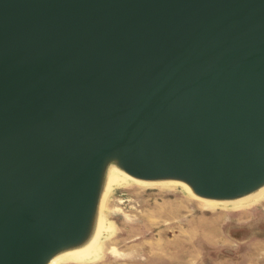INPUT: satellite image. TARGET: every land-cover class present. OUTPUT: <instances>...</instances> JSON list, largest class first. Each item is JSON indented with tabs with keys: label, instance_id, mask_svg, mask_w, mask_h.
<instances>
[{
	"label": "water",
	"instance_id": "95a60500",
	"mask_svg": "<svg viewBox=\"0 0 264 264\" xmlns=\"http://www.w3.org/2000/svg\"><path fill=\"white\" fill-rule=\"evenodd\" d=\"M210 197L264 180V0H0V264L87 229L104 158Z\"/></svg>",
	"mask_w": 264,
	"mask_h": 264
},
{
	"label": "rangeland",
	"instance_id": "374dc122",
	"mask_svg": "<svg viewBox=\"0 0 264 264\" xmlns=\"http://www.w3.org/2000/svg\"><path fill=\"white\" fill-rule=\"evenodd\" d=\"M106 194L94 255L55 264H264V195L211 205L180 186L132 181Z\"/></svg>",
	"mask_w": 264,
	"mask_h": 264
},
{
	"label": "bare ground",
	"instance_id": "6f19581e",
	"mask_svg": "<svg viewBox=\"0 0 264 264\" xmlns=\"http://www.w3.org/2000/svg\"><path fill=\"white\" fill-rule=\"evenodd\" d=\"M97 194L89 218L88 226L83 236L72 243L60 246L54 250L44 261L43 264H55L62 257H71L76 260H85L94 255L96 245L108 230L104 215L100 214V200L113 186L126 182H136L143 184H163L180 186L186 193L196 197L207 204H238L250 201L258 196L264 195V180L255 187L246 192L228 197H210L196 193L190 184L179 177H161V178H141L128 173L120 164L114 154L107 155L101 166ZM105 198V197H104ZM102 212V211H101Z\"/></svg>",
	"mask_w": 264,
	"mask_h": 264
}]
</instances>
